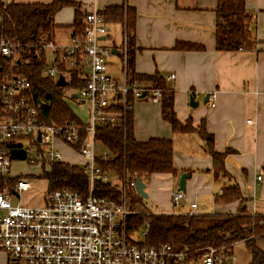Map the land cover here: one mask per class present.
<instances>
[{
	"label": "built area",
	"instance_id": "1",
	"mask_svg": "<svg viewBox=\"0 0 264 264\" xmlns=\"http://www.w3.org/2000/svg\"><path fill=\"white\" fill-rule=\"evenodd\" d=\"M104 9L95 4L86 11L83 35L72 34L66 46L46 34L38 43L6 37L0 16V178L16 180L12 188L0 189V252L7 255L8 264H233L234 253L227 246L208 247L193 255L169 243L144 245L147 230L138 235L128 233L127 217L135 211L129 208L127 191L136 189L138 178L121 179L103 171L98 158L107 160L108 153L98 152L96 129L98 125L124 124L132 100L146 92L142 85L129 81L125 39L119 52L121 63L115 65L119 75L111 71L114 64L109 58L115 54L104 44L108 35ZM34 59L43 61L44 77L57 83L64 78L63 99L69 104L72 98L77 99L75 105L86 108V119L77 113L81 124L41 121L46 100L34 95L25 72ZM75 69L83 81L78 89L70 86ZM151 97L160 102L162 91L153 89ZM216 98L217 91H213L210 100ZM248 122L253 123L251 119ZM79 140L78 150L69 146ZM64 146L84 159L89 192L47 190L41 205L14 204L13 196L21 199L23 191L32 189L26 164L40 167L43 176L53 163L64 160ZM13 149H24L25 158L14 159ZM14 160L23 162L16 171ZM100 180L122 189L120 203L97 193L95 183ZM185 198L184 190L171 192L173 205ZM191 209L189 214L198 213V204L191 203Z\"/></svg>",
	"mask_w": 264,
	"mask_h": 264
},
{
	"label": "crops",
	"instance_id": "2",
	"mask_svg": "<svg viewBox=\"0 0 264 264\" xmlns=\"http://www.w3.org/2000/svg\"><path fill=\"white\" fill-rule=\"evenodd\" d=\"M5 1L50 3L54 0ZM73 1L85 12L95 4L101 8L123 3L135 7L136 71L147 74L159 71L176 91L178 118L182 121L192 119L196 127L205 120L207 131L214 136V150H231L225 163L233 179L220 177L215 180L213 157L199 134L175 133L172 125L162 117L161 102H154L151 95L133 99L135 137L140 141L153 137L172 139L174 161L180 169L177 176L169 173L152 176L149 191L155 196V202L163 206L166 213L188 214L192 211L191 203L196 202L199 213L235 214L246 207L248 212L264 214V0H247L246 3L259 40L257 49L235 51L216 49L217 0ZM74 15L75 7L66 6L54 17L53 36L61 46L70 42ZM111 24H107L104 44L118 51L113 56L118 59L111 61L114 64L111 71L115 74L119 72L115 65L119 63L125 34L121 23ZM179 40L202 43L205 49L176 50L174 46ZM213 91H217L216 100L205 103L206 95ZM191 96L198 106L190 105ZM250 119L253 123L248 122ZM63 149L65 161H68L65 159L67 152L80 156L68 146ZM184 172L190 174L184 190L186 198L181 204L173 205L171 192L178 189ZM258 176L262 179L258 180ZM232 182L239 185L246 200L215 204L214 196L225 184ZM2 253L0 264H8L7 255Z\"/></svg>",
	"mask_w": 264,
	"mask_h": 264
},
{
	"label": "trees",
	"instance_id": "3",
	"mask_svg": "<svg viewBox=\"0 0 264 264\" xmlns=\"http://www.w3.org/2000/svg\"><path fill=\"white\" fill-rule=\"evenodd\" d=\"M247 0H217L216 14V49L220 51L255 50L258 47L253 28V18L247 9ZM75 7L74 21L70 25L73 35H83L85 28V11L73 0H54L50 3L37 2H7L0 0L1 31L6 37L23 43H38L42 35L53 36L55 15L64 7ZM107 23H121L124 27L127 47V71L130 82L142 85L147 96L153 89H160L162 117L172 125L178 134H199L207 143L213 157L212 172L215 180L220 177L233 179L226 168V156L230 149L224 152L214 150V136L207 131L205 120L199 127L193 125L192 119L182 121L175 111L176 91L170 86L166 77L159 71L152 74L136 71V29L137 10L129 4L114 5L104 9ZM176 50H204L205 45L193 41L179 40ZM43 61L32 60L25 67V72L31 81L35 96L43 97L46 105L40 113L41 121L48 124L64 125L67 122L81 124L79 116L70 104L63 99L64 88L53 78L42 75ZM75 69L70 86L78 89L83 84ZM117 110H119L117 108ZM98 144L108 153V159L98 158V163L104 172H112L121 179L140 178L149 182L154 174L169 173L177 176L179 168L174 161V141L168 138L153 137L140 141L134 133L133 109L127 110L126 121L121 125H98L96 129ZM81 141L69 143L74 150L80 148ZM48 180V191L69 189L89 192L90 181L84 167L68 161H58L51 165L49 172L43 175ZM15 179L0 178V189L12 188ZM96 191L117 203L122 201V189L112 183L97 181ZM130 210L135 211V205L143 203L144 198L135 188L127 191ZM239 185L235 182L225 184L222 191L214 196L217 205H225L236 201L244 202ZM147 230L143 238L144 245L159 246L171 244L177 250H185L196 255L208 247L227 246L233 252L235 244L244 242L251 252L248 264H264V214L251 213L246 207L238 213H143L134 212L127 217L129 234H140Z\"/></svg>",
	"mask_w": 264,
	"mask_h": 264
},
{
	"label": "rangeland",
	"instance_id": "4",
	"mask_svg": "<svg viewBox=\"0 0 264 264\" xmlns=\"http://www.w3.org/2000/svg\"><path fill=\"white\" fill-rule=\"evenodd\" d=\"M117 59L118 58H114V57L109 58L110 61H114V60L116 61ZM118 61H119L118 64H120L121 59H119ZM115 74H119V72H115ZM76 100L77 99L72 98L70 106L72 107V109L75 111L76 114L78 113L86 119L87 118L86 108L76 106L75 105L77 102ZM103 150H104L103 147H101V145H99L98 152L102 154L104 152ZM66 155L67 156L65 157V159H67L69 162L79 164V165L83 164V159L80 156L79 157H78V155L72 156L70 152H67ZM21 162L22 161H20V160H14L13 161V171H16L22 167L20 164ZM26 165L27 166L24 167V170H25L26 174L30 175L29 177L33 183V188L28 190V191H23L21 193V199H19L16 196H13L12 202L14 204H17L20 201V203H29L31 205H41L42 204L41 201H43V197L45 196V193L48 190V180L45 177L40 176V173H41L40 167L31 166L29 164H26ZM145 184H146L145 190L149 194V197L144 198V201L142 204L138 203L137 205H135V212L166 213L165 208L155 202V199H154L155 196L150 195V191H149L150 181L145 183ZM129 206H130V202H129ZM261 244L264 247V240L261 241ZM0 253H2V252H0ZM233 253H234L233 264H248L251 260V252L246 248V245L244 242H239V243L235 244L234 249H233ZM2 254H4V253H2Z\"/></svg>",
	"mask_w": 264,
	"mask_h": 264
},
{
	"label": "water",
	"instance_id": "5",
	"mask_svg": "<svg viewBox=\"0 0 264 264\" xmlns=\"http://www.w3.org/2000/svg\"><path fill=\"white\" fill-rule=\"evenodd\" d=\"M113 53L114 54H118V51L113 50ZM58 85L61 86V87H63L65 85V81H64L63 77H61L60 80L58 81ZM145 96H146V94L144 93L143 97H145ZM74 97H76V95H74ZM209 100H210V94L208 93L206 95V98H205V103H208ZM190 105L192 107L198 106V102L195 101L194 96L190 97ZM40 138L41 137L39 135L38 139L40 140ZM12 157L14 159H24L25 158L24 149H13L12 150ZM189 177H190V174L187 173V172H184V173L181 174L180 180H179V187H178L179 190H185V188H186V179L189 178ZM137 183H138L137 187H136L137 193L140 194L143 198H148V193L145 190V187H146L145 182L142 179L138 178L137 179Z\"/></svg>",
	"mask_w": 264,
	"mask_h": 264
}]
</instances>
